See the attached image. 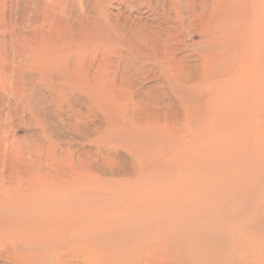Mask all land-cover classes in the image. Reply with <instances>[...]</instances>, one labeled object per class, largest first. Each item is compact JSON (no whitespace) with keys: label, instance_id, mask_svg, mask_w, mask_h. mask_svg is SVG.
<instances>
[{"label":"bare ground","instance_id":"bare-ground-1","mask_svg":"<svg viewBox=\"0 0 264 264\" xmlns=\"http://www.w3.org/2000/svg\"><path fill=\"white\" fill-rule=\"evenodd\" d=\"M227 122H264V0H0V264H262Z\"/></svg>","mask_w":264,"mask_h":264},{"label":"rangeland","instance_id":"rangeland-1","mask_svg":"<svg viewBox=\"0 0 264 264\" xmlns=\"http://www.w3.org/2000/svg\"><path fill=\"white\" fill-rule=\"evenodd\" d=\"M180 118H182L181 115L179 116L178 119ZM175 123H178V125L183 127L186 125L185 124L186 122H175ZM227 123L228 125L226 124L225 130L223 132L218 133V135L222 137H226L227 140L228 138H230L228 141L230 143V146H232L233 148H236L237 145H238L237 147H241L242 157L240 159L241 162L239 163V165L230 166L225 174L229 175L239 171V175L241 174L243 175L245 171L248 170H251L254 173L251 175L252 176L251 179H249L247 182L248 185L246 191H244L241 196L242 198L241 206L243 208L241 219L245 227V238H244L245 241L254 242V240H257V238H259L260 242L258 246V252L259 253L261 252V255L264 258V122H253V123L227 122ZM74 137L75 136L71 135L72 139ZM75 138L74 141L70 142V146L72 145L71 148L74 149L77 153L85 155L88 152L92 151L93 149L92 146L94 143H91V141L88 142L86 140L82 142H77ZM90 139H94V136L93 135L90 136ZM233 148H231L229 152L233 151ZM117 154L118 156L116 157V160H120L121 163L123 162L122 164L125 163V165H127L126 166L127 168H125V170L127 169V171L123 172L124 176L125 177L128 175L129 177L133 176L134 170L132 168L137 164L136 154L131 152L130 149H129V154L122 149H119ZM120 157H122L123 159ZM128 165H129V169H128ZM152 170H153L152 167L151 168L149 167V169H147L142 173V176L143 177L149 176ZM216 175L218 176V174ZM101 176L103 177V175ZM161 184H163V181L157 180L154 182L153 185L158 186ZM234 199L237 200L238 196H236ZM261 243L263 244L262 247H261ZM262 264H264V260Z\"/></svg>","mask_w":264,"mask_h":264}]
</instances>
